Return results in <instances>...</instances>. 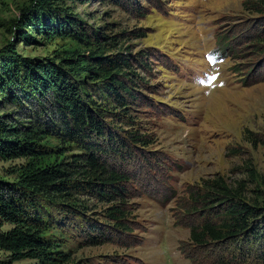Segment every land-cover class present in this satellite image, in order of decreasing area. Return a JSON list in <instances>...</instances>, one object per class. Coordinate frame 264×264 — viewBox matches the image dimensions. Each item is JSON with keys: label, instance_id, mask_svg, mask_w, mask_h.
Masks as SVG:
<instances>
[{"label": "rangeland", "instance_id": "374dc122", "mask_svg": "<svg viewBox=\"0 0 264 264\" xmlns=\"http://www.w3.org/2000/svg\"><path fill=\"white\" fill-rule=\"evenodd\" d=\"M52 3L51 12L44 9L39 15L24 17L23 10L32 7L31 0H0V61L57 64L76 54L93 56L96 42L89 46L67 38L52 39L36 30L43 13L63 22L72 17L89 35L102 36V45H107L104 56L120 53L134 73L130 78L136 97L126 109L133 125L125 117H114L123 112L103 91L101 82L88 85L91 102L109 112L105 128L124 139L127 132H138L151 145L134 150L129 160L107 158L108 164L130 176L125 186L133 232L105 229L101 224L110 205L92 195H78L76 216L42 201L57 227L48 238L71 256L70 264H192L180 246L197 264H264V237L252 238L250 229L217 247L201 248L192 245L187 227L207 218L201 213L203 208L200 213L189 210L191 197L205 194L208 183L223 179L242 190L246 206L258 209V217L250 222L253 229L263 228L264 0ZM140 34L143 36L137 37ZM2 72L0 68V81ZM4 84L0 82L1 123L51 131L52 135H44L41 146L59 162L83 155L76 144L62 140L67 137H63L52 98L50 105L28 96L31 92L23 85L12 90ZM27 163L26 159L0 158V181L17 183L18 173ZM175 221L184 227H176ZM95 225L112 242L88 246L87 230ZM11 228L0 221V230ZM9 256L0 251V264H7Z\"/></svg>", "mask_w": 264, "mask_h": 264}, {"label": "trees", "instance_id": "16d2710c", "mask_svg": "<svg viewBox=\"0 0 264 264\" xmlns=\"http://www.w3.org/2000/svg\"><path fill=\"white\" fill-rule=\"evenodd\" d=\"M53 1L31 0L32 7L25 8L23 16L39 15L44 9L51 12ZM36 27L42 35L52 39L67 38L89 46L96 42L97 51L89 58L76 54L63 58L57 64L48 60L18 62L5 58L0 61L3 71L0 82L12 90L23 85L31 92L28 96L49 104L52 98L65 133L63 137H67L62 140L76 144L83 155L75 156L67 163L54 160L55 155L41 146L44 135H52L51 131L8 127L0 121V158L28 161L20 169L17 183L0 181V221L12 226L8 231L0 230V251L10 255L7 264L23 260H32L35 264H70L71 256L61 251L57 242L47 236L57 227L42 201L54 203L69 216H76V196L92 195L110 205L105 210V222L101 224L105 229L121 234L133 232L125 186L130 176L108 164L107 158L132 159L134 150L147 148L151 142L138 132H127L126 139L116 138L115 133L106 129L103 123L109 114L107 109L95 105L89 98L88 85L101 82L103 91L123 112L113 114L114 117H125L133 125L131 117L126 115L128 104L136 97L135 85L130 78L134 73L129 71L128 59L120 53L104 56L102 53L107 45H102V36L98 33L89 35L72 17L63 22L43 13V20L38 19ZM106 39L113 41L114 37ZM206 189L205 194L191 197L189 210L200 213L199 209L203 208L201 213L207 217L198 224L187 226L192 245L217 247L241 237L249 229L252 238L264 237V222L261 223V231L250 225L259 211L242 202L240 188L234 189L223 179H218L208 183ZM175 226L184 227L178 221H175ZM87 232L88 246L112 242L100 226L89 227ZM180 252L192 264H197L183 246H180ZM219 264L228 263L222 261Z\"/></svg>", "mask_w": 264, "mask_h": 264}, {"label": "snow or ice", "instance_id": "6c2138e0", "mask_svg": "<svg viewBox=\"0 0 264 264\" xmlns=\"http://www.w3.org/2000/svg\"><path fill=\"white\" fill-rule=\"evenodd\" d=\"M213 79H215V77H213Z\"/></svg>", "mask_w": 264, "mask_h": 264}]
</instances>
